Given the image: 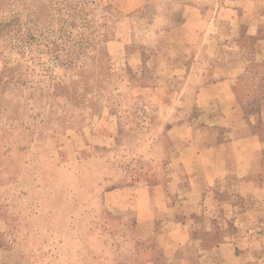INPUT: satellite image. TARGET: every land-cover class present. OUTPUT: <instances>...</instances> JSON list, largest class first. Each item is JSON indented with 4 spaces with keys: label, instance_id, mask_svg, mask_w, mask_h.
<instances>
[{
    "label": "rangeland",
    "instance_id": "1",
    "mask_svg": "<svg viewBox=\"0 0 264 264\" xmlns=\"http://www.w3.org/2000/svg\"><path fill=\"white\" fill-rule=\"evenodd\" d=\"M182 1L0 0L33 37L23 53L0 37V264H264V185L246 188L237 232L216 218L236 232L222 245L202 222L183 235L163 204L179 167L167 129L191 96ZM241 20L264 36V0Z\"/></svg>",
    "mask_w": 264,
    "mask_h": 264
},
{
    "label": "crops",
    "instance_id": "2",
    "mask_svg": "<svg viewBox=\"0 0 264 264\" xmlns=\"http://www.w3.org/2000/svg\"><path fill=\"white\" fill-rule=\"evenodd\" d=\"M259 3L260 0H183L181 19L174 20L171 26L180 25L186 31L190 49L184 59L188 60L187 90L191 96L180 101L186 114L183 121L167 129L175 133L172 137L180 146L171 152L178 157L179 167L170 165L166 184H175L172 190L179 199L174 202L168 195V186L161 184L163 204L174 206L170 220L182 234L189 235V231L193 235L202 222L211 240L219 237V245L227 243L222 240L228 236L232 241L240 229L237 221L254 212L247 205L250 199L246 188L260 191L264 185V118L258 114L264 110V94L260 96L264 93L263 25L260 21L241 20L243 15L250 16ZM253 95L261 97L257 105L261 109L251 110L254 105L249 99ZM179 173L186 176L188 183ZM157 185L160 183L152 187L158 190ZM203 188L209 189L211 195H201ZM158 199H149L151 209L147 214L162 205ZM216 218L233 220L236 232L231 227L232 232L225 234L230 227L225 230L226 224L223 226ZM196 236L202 241L200 234Z\"/></svg>",
    "mask_w": 264,
    "mask_h": 264
},
{
    "label": "trees",
    "instance_id": "3",
    "mask_svg": "<svg viewBox=\"0 0 264 264\" xmlns=\"http://www.w3.org/2000/svg\"><path fill=\"white\" fill-rule=\"evenodd\" d=\"M0 37L7 41L6 45L10 48L22 53L33 43V37L26 33L16 17L0 21Z\"/></svg>",
    "mask_w": 264,
    "mask_h": 264
}]
</instances>
